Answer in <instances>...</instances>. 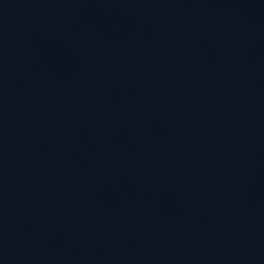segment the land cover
Instances as JSON below:
<instances>
[{"label": "water", "instance_id": "1", "mask_svg": "<svg viewBox=\"0 0 264 264\" xmlns=\"http://www.w3.org/2000/svg\"><path fill=\"white\" fill-rule=\"evenodd\" d=\"M0 264H264V0H0Z\"/></svg>", "mask_w": 264, "mask_h": 264}]
</instances>
